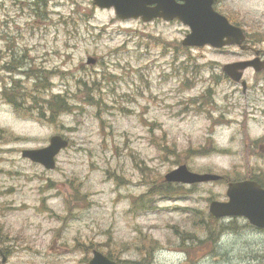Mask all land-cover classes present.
<instances>
[{
  "label": "rangeland",
  "instance_id": "obj_1",
  "mask_svg": "<svg viewBox=\"0 0 264 264\" xmlns=\"http://www.w3.org/2000/svg\"><path fill=\"white\" fill-rule=\"evenodd\" d=\"M220 1L226 17L264 36V0ZM187 33L180 23L121 21L92 0H0V57L23 56L29 70L51 71L49 93L71 95L56 124L23 120L0 98V131L18 137L0 145L5 264H88L93 250L134 264H264V234L242 218H208L210 201L227 200L228 183L264 181V75L246 73L247 97L216 86L215 65L233 59L183 51ZM89 57L95 63L87 66ZM8 77L0 72V91ZM81 81L102 103L84 101ZM208 90L211 100L199 104ZM55 135L69 146L53 171L22 159ZM180 165L223 179L180 185L183 197L155 198L158 210L134 215L131 202L146 184ZM206 222L232 225L212 244Z\"/></svg>",
  "mask_w": 264,
  "mask_h": 264
},
{
  "label": "water",
  "instance_id": "obj_2",
  "mask_svg": "<svg viewBox=\"0 0 264 264\" xmlns=\"http://www.w3.org/2000/svg\"><path fill=\"white\" fill-rule=\"evenodd\" d=\"M92 0L93 6L99 9H113L115 16L120 20L138 19L150 22L153 19L171 21L177 19L187 26L189 33L181 45L185 47L222 48L223 46H240L244 35L240 28L229 24L221 14L214 12L213 0ZM257 60L248 63L226 66L225 72L232 80L239 82L241 73L232 74L238 70L244 71L248 66L254 71L262 70ZM95 60L88 58L87 64H94ZM244 87V84H243ZM68 141L60 136L49 139V145L35 150H23L21 157L32 163L41 165L46 170L55 168V157L65 149ZM220 176L214 174H196L190 172L185 165L168 172L164 176L167 183L197 184L219 180ZM227 200L224 202L212 201L209 204V214L216 218L241 217L258 229H264V189L253 180L230 182L226 190ZM1 262L5 264L6 257L0 251ZM88 264H132L111 261L99 251L93 250Z\"/></svg>",
  "mask_w": 264,
  "mask_h": 264
},
{
  "label": "trees",
  "instance_id": "obj_3",
  "mask_svg": "<svg viewBox=\"0 0 264 264\" xmlns=\"http://www.w3.org/2000/svg\"><path fill=\"white\" fill-rule=\"evenodd\" d=\"M39 1V0H36ZM34 4H36L34 2ZM39 9L37 8V4L34 6V13L38 12ZM188 52L187 50H185ZM5 59V61H2ZM27 66V68H25ZM25 69V71H22ZM30 64L26 60L23 61V56H18L15 53L10 52V55H4L3 57H0V72L9 74V83L8 87H6L5 83H3V87L0 91V98L2 101L6 102L8 105H10L15 113L16 116L23 120H31L37 123H48V124H56L61 115L68 114L71 105L69 102L71 101V95L65 93V94H54L49 93L48 86L50 84L51 79V71H47L44 69H35V70H29ZM197 70V69H196ZM189 72H185L187 74ZM58 74V73H53ZM60 74V72H59ZM197 74L199 72L197 71ZM194 74V75H197ZM14 76H20L19 78H15ZM81 87L86 90V92H83V96L85 97V102H94L91 105L98 106L100 103H102V99L99 98L96 100L90 93L89 89L87 88V85L85 82L81 81ZM88 84V83H87ZM99 92V90H98ZM212 98V91L208 90L206 91L205 95H203L200 99L197 101L199 104H202L200 101L202 99L205 100H211ZM94 100V101H93ZM198 104V105H199ZM163 140V139H162ZM18 141V137H15L11 135L8 132H2L0 131V145L6 146L7 144L16 143ZM158 147L162 150V147L158 145ZM201 156H204L202 154ZM142 164V163H141ZM136 167L142 172V175H144L147 170L145 168V165L139 166L136 165ZM263 176V175H261ZM261 176H250L249 179L257 182L261 187L264 188V181L261 179ZM223 179V178H222ZM237 181V180H234ZM144 183V181H143ZM145 184V183H144ZM147 189L143 193V195L139 196L138 198L134 199L131 202V211L134 213V215H139L141 211H156L158 210L156 204H155V198H159L160 200H176L178 198H181L184 196V193L181 192L180 185L176 184H169L164 182L162 179L160 181L154 182L153 180L147 183ZM208 218L213 219L210 215ZM233 222H235V219H232ZM208 228H206L204 231L208 233V236L206 237L208 242H211L212 244H215L217 242V239L220 235L224 234L225 230H229V226L232 225L219 223L216 227L210 228L209 225L206 222L205 223ZM248 226V224H247ZM224 232V233H223ZM195 236H188V235H182V240H190L192 242V239H196ZM199 242H202L199 240ZM146 245V244H144ZM82 243H77L76 248L78 250H82ZM151 247V249L156 248L157 244L147 243L146 248ZM105 255L113 261L120 262L116 257H113L108 252H105ZM88 260V258H87ZM143 264H149L146 262H143Z\"/></svg>",
  "mask_w": 264,
  "mask_h": 264
},
{
  "label": "flooded vegetation",
  "instance_id": "obj_4",
  "mask_svg": "<svg viewBox=\"0 0 264 264\" xmlns=\"http://www.w3.org/2000/svg\"><path fill=\"white\" fill-rule=\"evenodd\" d=\"M176 3L180 4L181 2L179 0H176ZM221 3L222 2L220 0H213L212 8L214 12H217L226 17L227 15L224 14L223 11H220V9L218 8V6L221 5ZM226 18L230 24L241 28L243 35H244V41L242 42V44L240 46L230 45V46H224L222 48H210L208 46H205L204 48L212 50L217 56H227L233 59L231 61L224 62V63L217 62V64L215 65L216 74L213 75V77L215 76L216 86H219L222 82L224 83L226 82L228 84H231L234 88L235 87L238 88L240 93L243 96L247 97L245 93L247 91H252L251 90L252 82L245 80L246 73L251 72V74L254 77H259L261 75H264V36H262L260 39L255 38L254 36L249 35V33H247L244 30V28L241 27V25H238L236 21L230 19L229 17H226ZM137 21L140 22V20H137ZM157 21H160V20H154L153 22H157ZM170 23H180V22L178 20H173ZM257 59H258L257 64L262 65V70H260L259 72H256L250 66H248V68L245 69L244 71L238 70L232 75L237 76L239 73H241V79L239 82L233 81L231 76H229L225 72L226 66L233 65V64L248 63L250 61L257 60ZM243 84H244V87H243ZM262 93H264L263 90H262ZM249 97L252 98L250 95ZM256 231H259L260 233L264 234V229L256 230Z\"/></svg>",
  "mask_w": 264,
  "mask_h": 264
}]
</instances>
